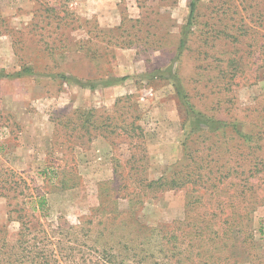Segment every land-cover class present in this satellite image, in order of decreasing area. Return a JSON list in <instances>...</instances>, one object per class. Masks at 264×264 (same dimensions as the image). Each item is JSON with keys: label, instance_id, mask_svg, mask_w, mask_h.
Returning a JSON list of instances; mask_svg holds the SVG:
<instances>
[{"label": "rangeland", "instance_id": "1", "mask_svg": "<svg viewBox=\"0 0 264 264\" xmlns=\"http://www.w3.org/2000/svg\"><path fill=\"white\" fill-rule=\"evenodd\" d=\"M190 2L0 0V73L35 71L0 78V264H28V228L48 234L57 264H264V0H199L179 51ZM170 66L196 114L253 140L229 125L190 135L175 83L153 79ZM79 111L118 127L139 116L143 148L122 130L115 147L88 142ZM132 155L140 179L199 165L227 180L218 192L140 194L128 186Z\"/></svg>", "mask_w": 264, "mask_h": 264}, {"label": "trees", "instance_id": "2", "mask_svg": "<svg viewBox=\"0 0 264 264\" xmlns=\"http://www.w3.org/2000/svg\"><path fill=\"white\" fill-rule=\"evenodd\" d=\"M198 1L199 0H191L190 2V16L189 19L183 28V32L181 34V40L179 42V51H183L188 42V36L190 33V28L193 25V20L195 17V14L197 12L198 8ZM48 11L57 12V10L54 7L47 6ZM64 11V10H62ZM64 20V18H63ZM241 59L235 56L234 54H230L227 58V67L224 68V70L229 72H236V69L238 70V66L240 65ZM233 68V69H232ZM172 67H168L166 69H157L153 72V79L159 78L162 80H172L176 85V90L178 96L182 97V102L184 103V106L187 110V117L186 120H184L186 127L190 129V135L199 133L201 131H218L222 130V128H226L228 125L232 126L234 132L240 137L242 140V143L245 145V143H250L253 139L250 135H245L242 133L241 129L237 124L226 122L225 120H218L214 117H208L203 114H196L194 112L193 105H190V103L185 99L186 95L181 87V84L179 82V79L176 75L172 74ZM233 73V74H234ZM35 71L31 67H23L21 71H19L16 74H4V72L0 73V78H11V79H18L22 77H31L34 76ZM223 74H226L225 72ZM67 79V77H66ZM127 78H119L111 81H102L104 83H101L100 85L103 87L112 86L113 84H118L121 82H124ZM92 89L96 88L98 84L89 83ZM119 103V102H118ZM93 113V112H92ZM86 114V115H85ZM76 121H79L80 124L77 126V128L82 132V134L86 135L88 137V142H92V140L103 137L104 139L110 140V144L112 146H116V142L113 139V135L120 136L121 133H118V130L125 131L126 134V141L130 145V149L133 151L139 150L143 148V139H144V129L137 124V120L139 119V116H133V120L131 122H128L125 127H118L114 123V118L107 117L103 122L99 123L97 125V121L92 122V120L89 118L91 115V112L87 113L85 111H79L77 114ZM111 121V123L108 124V122ZM68 121L67 123H69ZM122 128V129H121ZM99 131V132H97ZM98 134V135H93ZM248 149H251L250 147ZM142 157L137 159V156L132 155L130 160L127 162L126 167L128 168V176L133 177L139 174L144 170V167L142 165ZM188 167V166H187ZM51 168V167H49ZM204 170H207L206 168L202 166H197L194 171L188 172V170L184 171V167H182L179 171L171 170L166 171L161 177H159L157 180H147V179H140L139 177L136 179L135 182H132L129 187H134L140 194L144 193H162L168 190L173 189H185L188 186H192L194 188V191L197 192H209L210 189L216 190L218 192L220 190L221 185L224 183V180H227V175L224 171V167H217L210 169L209 173L203 174L202 172ZM117 172V171H116ZM250 172V171H249ZM229 174H232L231 169L229 170ZM239 174V173H238ZM192 176L195 178L192 180ZM7 180V179H6ZM246 184H249V180H246ZM5 184H8V181H3ZM11 186L9 190L17 189L18 184L12 183L11 180ZM1 189H5L4 186L0 187ZM197 188V189H195ZM0 189V190H1ZM203 190V191H200ZM2 193H0L1 195ZM37 201L40 205H43L45 203L44 198L36 197ZM20 220H23V216L19 217ZM237 219H243L242 215L234 216L231 218L232 221H235ZM24 224V223H22ZM28 237L30 240L28 241V248L24 249L23 253L26 254L25 256L28 258V264H57V261L53 258L55 257L54 251L51 250V254L48 253L50 250H48L45 240H48V234L45 231H30L28 228ZM53 251V252H52ZM28 253V255H27ZM23 254V255H24Z\"/></svg>", "mask_w": 264, "mask_h": 264}]
</instances>
